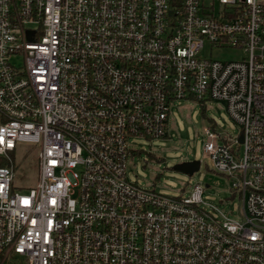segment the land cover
<instances>
[{
	"label": "built area",
	"instance_id": "obj_1",
	"mask_svg": "<svg viewBox=\"0 0 264 264\" xmlns=\"http://www.w3.org/2000/svg\"><path fill=\"white\" fill-rule=\"evenodd\" d=\"M210 1L0 0V264H264V0ZM214 100L241 132L205 128L204 153L238 209L128 179L135 139ZM19 142L39 148L27 192Z\"/></svg>",
	"mask_w": 264,
	"mask_h": 264
},
{
	"label": "rangeland",
	"instance_id": "obj_2",
	"mask_svg": "<svg viewBox=\"0 0 264 264\" xmlns=\"http://www.w3.org/2000/svg\"><path fill=\"white\" fill-rule=\"evenodd\" d=\"M200 57L231 62L243 60L247 54L239 49H212L206 42ZM208 127L218 134L232 137L241 132V127L231 120L224 101L214 100L206 105L190 101L176 103L172 107L167 138L135 139L139 155L129 161L128 179L140 187L170 197L184 196L194 184L202 183L206 189L204 198L210 204L225 208L231 203L232 209H238V199H232L231 181L213 171L204 153V145L209 141L205 134ZM9 155L16 168L13 192H27L36 188L39 181L38 146L19 142ZM194 160L201 162V168L193 176L174 168L179 163Z\"/></svg>",
	"mask_w": 264,
	"mask_h": 264
},
{
	"label": "water",
	"instance_id": "obj_3",
	"mask_svg": "<svg viewBox=\"0 0 264 264\" xmlns=\"http://www.w3.org/2000/svg\"><path fill=\"white\" fill-rule=\"evenodd\" d=\"M240 141H242V136L240 138ZM174 168L178 171L185 173V174L193 176L195 173L200 171L201 162L197 161V160L184 161L183 163H179L178 165H176Z\"/></svg>",
	"mask_w": 264,
	"mask_h": 264
},
{
	"label": "trees",
	"instance_id": "obj_4",
	"mask_svg": "<svg viewBox=\"0 0 264 264\" xmlns=\"http://www.w3.org/2000/svg\"><path fill=\"white\" fill-rule=\"evenodd\" d=\"M203 105H206V104H204V103H202ZM136 155H139V152H134L133 153V158H134V156H136ZM7 165V161L4 159V158H1L0 157V167H4V166H6Z\"/></svg>",
	"mask_w": 264,
	"mask_h": 264
}]
</instances>
